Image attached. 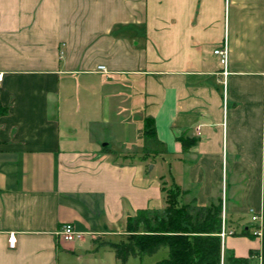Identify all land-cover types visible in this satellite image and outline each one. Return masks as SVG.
Returning <instances> with one entry per match:
<instances>
[{"label": "crops", "instance_id": "0c3cea01", "mask_svg": "<svg viewBox=\"0 0 264 264\" xmlns=\"http://www.w3.org/2000/svg\"><path fill=\"white\" fill-rule=\"evenodd\" d=\"M0 73V264H123L102 242L173 183L264 264V0H0Z\"/></svg>", "mask_w": 264, "mask_h": 264}, {"label": "trees", "instance_id": "16d2710c", "mask_svg": "<svg viewBox=\"0 0 264 264\" xmlns=\"http://www.w3.org/2000/svg\"><path fill=\"white\" fill-rule=\"evenodd\" d=\"M7 107L0 102V116ZM145 133L154 136L152 118H144ZM183 149L195 138L178 136ZM163 208H140L127 217V238L104 240L115 257L125 263L129 257L152 255L164 249L165 255L155 264H249V256L222 255L219 232L222 225L221 200L199 205L179 200L180 187L173 183L165 188ZM144 229H139V227ZM245 232V231H244Z\"/></svg>", "mask_w": 264, "mask_h": 264}, {"label": "built area", "instance_id": "2783aa9c", "mask_svg": "<svg viewBox=\"0 0 264 264\" xmlns=\"http://www.w3.org/2000/svg\"><path fill=\"white\" fill-rule=\"evenodd\" d=\"M213 52L215 54H217L219 57H220V62L222 64V75H223V84H225L226 82V75L227 73L229 72L227 70V61H228V48H227V45H226V41H225V38L223 40V43L217 47L214 48ZM97 69L99 70H106V67L105 65L103 64H99L97 66ZM0 80H1V73H0ZM252 220H257L258 219V214L256 213H253L252 216H251ZM234 230L227 227L225 225V222L224 220L222 219V225H221V230L219 232V235L221 236V238L223 239L227 234H231L233 233ZM58 233L66 240H73L74 238L78 237L80 235L81 232L77 231L73 224L70 223V222H66V223H63L61 225V227L59 228L58 230ZM252 233L254 235H259L260 234V227L257 225L254 227V229L252 230ZM8 245L10 247H13L15 245V235H14V232H10L8 234Z\"/></svg>", "mask_w": 264, "mask_h": 264}, {"label": "rangeland", "instance_id": "374dc122", "mask_svg": "<svg viewBox=\"0 0 264 264\" xmlns=\"http://www.w3.org/2000/svg\"><path fill=\"white\" fill-rule=\"evenodd\" d=\"M222 81H223V79H222ZM159 147H160V146H159ZM180 194H181V191H180ZM180 194H179V195H180ZM214 202H216V201H214ZM221 206H222V203H221ZM135 214H136V212H135L134 214H132V215H135ZM132 215H130V216H132ZM126 224H127V219H126ZM125 227H126V226H125ZM139 229H144V228H143V226H142V227L140 226ZM124 231H126V232L122 234V236L120 237V239H126V238H127V232H128V231L126 230V228H125ZM220 238H221V236H220ZM120 239H119V240H120ZM221 243H222V238H221ZM222 255H223V252H222Z\"/></svg>", "mask_w": 264, "mask_h": 264}]
</instances>
